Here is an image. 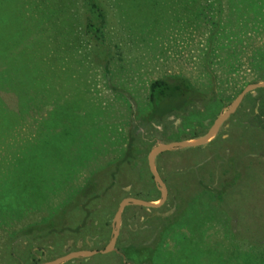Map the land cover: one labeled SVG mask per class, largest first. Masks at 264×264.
Wrapping results in <instances>:
<instances>
[{
	"label": "rangeland",
	"instance_id": "obj_1",
	"mask_svg": "<svg viewBox=\"0 0 264 264\" xmlns=\"http://www.w3.org/2000/svg\"><path fill=\"white\" fill-rule=\"evenodd\" d=\"M35 2L0 0V116L13 117L0 123V171L16 165L29 144L37 146L50 118L67 153L66 161L48 160L49 190L12 229L54 218L95 174L99 191L109 189L130 138L136 158L120 167L108 195L90 204L87 220L81 208L67 214L69 231L9 239L1 225L0 264L105 250L124 200H161L148 163L153 149L204 137L247 86L264 82V0H99L107 24L96 37L86 33L83 0H39L51 10L43 49L29 17ZM38 62L50 70L51 91L38 89L34 97L18 82L31 80L26 74L35 75ZM171 76L188 79L203 100L152 121L150 85ZM155 168L166 203L125 208L114 252L67 264H264V89L248 94L208 145L165 152Z\"/></svg>",
	"mask_w": 264,
	"mask_h": 264
},
{
	"label": "trees",
	"instance_id": "obj_2",
	"mask_svg": "<svg viewBox=\"0 0 264 264\" xmlns=\"http://www.w3.org/2000/svg\"><path fill=\"white\" fill-rule=\"evenodd\" d=\"M24 3L25 6L29 5V2ZM83 3L86 11L90 14V16L86 19V33L94 37L102 35V32L107 24V12L104 8L105 5L103 6L99 0H83ZM33 5L34 10H29L31 13L29 17L30 20L36 18L35 29L39 35L37 47L38 49H43L44 44H48L49 40L46 41L45 39L49 38L47 36L51 35V30H43L42 27L51 21V10L47 6L45 7V10H43V7H40L39 0H36ZM22 8H24L23 2ZM18 23L24 26L27 24L26 21H19ZM32 23H34V20H32ZM220 23L221 21L216 22L217 26L220 27L217 32L222 34ZM223 34H228L227 30H225ZM211 51L214 52V49L211 48ZM234 52H236V50H234ZM260 54L262 58L261 63L264 64V50L260 52ZM45 66L47 67L48 65ZM41 67L42 66L38 62L35 75L31 73L26 74L31 78V80L23 77L24 79L22 78L18 82V86L20 88L22 87V89L26 90L29 89L31 92H29V95L34 94V97H39V90H42L44 93H48L49 90L51 91V78L49 75L50 70L48 68L43 70ZM32 82L35 85L34 87ZM149 98L150 106L152 108L150 120L152 121L164 120L172 115L186 113L189 109L193 108L203 100L202 95L195 90L190 81L181 76H171L152 82L150 85ZM0 120L1 124L7 125V122L9 123L10 120H13V117L7 115L6 118H3L0 116ZM59 120L62 122L63 117ZM56 126L57 125L51 124L50 118L47 121V124L45 123L43 126V130L39 133L41 139L38 140L36 144L37 146L34 147V145L29 144L30 146L28 145L24 149L28 152L25 153L21 159H17L15 161L16 165H12L11 169L7 170L8 172L6 171L7 173L0 171V208L3 211L0 212V214L6 212L3 215L7 216V218L1 217L0 226L4 225L1 230H3V233L8 234L9 239H11V235L13 237V234H18L16 238L30 239L44 238L53 233L65 232L67 230L69 231L70 228L64 224L65 218L74 208H81L82 212L86 214L87 220L92 215L90 204L96 200L104 199L114 187L120 167L124 164H130L132 160L136 158L134 154L137 148L135 147L134 139L130 138L125 156L121 161L115 164V171L110 174L112 184L109 189L99 191V175L95 174L90 177L85 186L76 193L74 196L75 202L73 200L69 204L65 203L62 206L61 211L54 218L35 225L22 227L18 231L13 230V221L18 220L23 215L27 207H39L44 199L45 190H49L44 188V183L48 180V177L45 176L46 165L49 163L48 160L51 158L54 162L55 160L59 161L60 159L66 161L65 154L67 153V149H64V146L61 147L56 143L59 138L55 136V132H52V128ZM54 143L56 147L54 146ZM70 162L71 160H69V163ZM53 180L55 179H51V184ZM64 181L65 180L61 178L60 180L57 179L56 182L57 184H63ZM86 225L87 221L85 222V226ZM14 240L15 238H12L11 243ZM12 251L11 246L10 248L8 247L7 256L10 254V257H12Z\"/></svg>",
	"mask_w": 264,
	"mask_h": 264
},
{
	"label": "water",
	"instance_id": "obj_3",
	"mask_svg": "<svg viewBox=\"0 0 264 264\" xmlns=\"http://www.w3.org/2000/svg\"><path fill=\"white\" fill-rule=\"evenodd\" d=\"M264 89V82L260 84H253L247 86L235 99V101L231 104L230 108L222 114L219 119L213 124L210 128L209 132L202 138L190 140V141H182V142H175L170 144H159L156 148L153 149L151 154L148 157V163L150 167V172L153 176L154 182L156 183L160 193H161V200L158 203L147 202L139 199H127L124 200L115 215V227L113 231V238L110 244L105 248L103 251H77L70 253L64 257L56 259L55 261L46 263V264H67L69 262H73L76 260L81 259H89L98 255H107L115 251L117 240L119 237V232L121 228L122 216L123 211L125 208L130 206L145 208V209H159L161 208L168 199V189L166 184L164 183L162 177L157 172L155 168V161L156 158L165 153L175 150H185V149H196L201 148L208 145L211 140L217 135L218 131L227 122L231 116H233L239 109L240 105L242 104L244 98L257 90Z\"/></svg>",
	"mask_w": 264,
	"mask_h": 264
}]
</instances>
